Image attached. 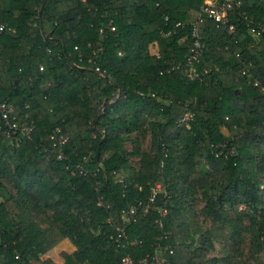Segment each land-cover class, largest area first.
I'll return each mask as SVG.
<instances>
[{"label": "trees", "instance_id": "16d2710c", "mask_svg": "<svg viewBox=\"0 0 264 264\" xmlns=\"http://www.w3.org/2000/svg\"><path fill=\"white\" fill-rule=\"evenodd\" d=\"M203 1L0 0V101L34 124L0 113V264H264V0Z\"/></svg>", "mask_w": 264, "mask_h": 264}, {"label": "built area", "instance_id": "2783aa9c", "mask_svg": "<svg viewBox=\"0 0 264 264\" xmlns=\"http://www.w3.org/2000/svg\"><path fill=\"white\" fill-rule=\"evenodd\" d=\"M240 4V0H204L202 5L200 6L201 12L205 14L206 16L210 17L214 20V22L218 25H226L228 24V12L233 8L234 5ZM4 28V25H0V30ZM228 30H233V25H228ZM249 31L253 33L255 36H258L262 31H264V27L262 28H255L250 26ZM195 35V33H193ZM195 45L197 47V42L195 41ZM40 69L42 67L40 66ZM193 71V68H191ZM13 112V105L8 100L0 101V113L1 117L5 120L7 125V135L10 133L14 134L17 130H19L21 133H23L27 137H31V134L34 130V124L32 121H28L27 117L24 118L23 121H18L14 115H12ZM191 116L190 113H185L183 116V120H187ZM9 117H11V121H9ZM51 138H55L54 135L50 136ZM66 137L62 134L58 135V142L59 144H64L66 142ZM19 138L15 136V144L18 145ZM63 153L60 151L57 155V158H62ZM157 192V190H154V194ZM154 194L149 197L148 202H146L144 206V210H147L151 201L154 199ZM141 203L138 202L137 205H140ZM136 204H131L127 207L126 210H123L124 218H127L129 215L134 214L137 210ZM158 211L164 215L166 213V209L164 207L158 208ZM115 230L117 232V239L120 238V236L123 234V225L121 223L117 224L115 226ZM166 253L169 255L173 254V248L168 245H157L154 248L153 253L146 254L145 256L136 259L133 256L127 254L122 258V264H166L168 262V258Z\"/></svg>", "mask_w": 264, "mask_h": 264}, {"label": "rangeland", "instance_id": "374dc122", "mask_svg": "<svg viewBox=\"0 0 264 264\" xmlns=\"http://www.w3.org/2000/svg\"><path fill=\"white\" fill-rule=\"evenodd\" d=\"M147 140H145L144 142L146 143ZM126 147L128 149H130V144L129 142H126ZM264 186V184L262 185ZM62 250H67L68 251V248L67 247H63L60 249L55 245L54 247H52L47 253H46V256H49L53 261H56V262H59L61 263L63 261V256L61 255V252ZM216 252L214 250H211L209 252V256H213L215 255Z\"/></svg>", "mask_w": 264, "mask_h": 264}, {"label": "crops", "instance_id": "0c3cea01", "mask_svg": "<svg viewBox=\"0 0 264 264\" xmlns=\"http://www.w3.org/2000/svg\"><path fill=\"white\" fill-rule=\"evenodd\" d=\"M59 249L60 247H67L68 248V252H71L74 250V245L72 244V242L69 239H63L61 240L57 245H56Z\"/></svg>", "mask_w": 264, "mask_h": 264}]
</instances>
